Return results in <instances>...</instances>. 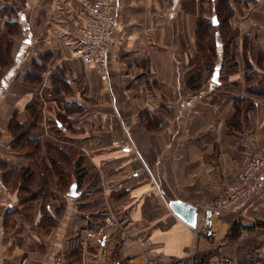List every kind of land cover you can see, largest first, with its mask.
Instances as JSON below:
<instances>
[{"label": "crops", "instance_id": "1", "mask_svg": "<svg viewBox=\"0 0 264 264\" xmlns=\"http://www.w3.org/2000/svg\"><path fill=\"white\" fill-rule=\"evenodd\" d=\"M82 1L0 0V43L11 41L12 60L0 67V264L194 253L249 264L251 252L264 264V192L214 208L264 152V0L230 3L231 60L222 65L217 33V83L191 62L200 0H115L103 80L73 54ZM173 200L197 208L195 229L172 213ZM106 216L128 225L105 226ZM98 230L105 240L69 248ZM246 242L262 257L242 252Z\"/></svg>", "mask_w": 264, "mask_h": 264}, {"label": "built area", "instance_id": "2", "mask_svg": "<svg viewBox=\"0 0 264 264\" xmlns=\"http://www.w3.org/2000/svg\"><path fill=\"white\" fill-rule=\"evenodd\" d=\"M115 0H83L82 8L85 13V21L76 29V45L73 54L80 58L85 64L95 68L102 80L106 79L108 64V44L110 33L117 28L113 17ZM264 192V152L253 155L246 167L238 172L236 183L218 197L214 208L222 210L245 201L252 196L261 195ZM102 220L105 226L125 228L128 225V217L113 218L106 216ZM206 223V222H205ZM205 223L199 230L208 236L209 231ZM106 235L102 230L87 231L85 237L71 240L69 248L73 249L85 242L86 239H95L98 242L105 240ZM249 264H262L258 256L251 252L248 254ZM52 264H65L61 255H56ZM113 264H138L134 262H118ZM141 264H234L233 259L223 254H217L213 260L206 259L198 254H191L186 259L173 258L170 260H157L149 258Z\"/></svg>", "mask_w": 264, "mask_h": 264}, {"label": "trees", "instance_id": "3", "mask_svg": "<svg viewBox=\"0 0 264 264\" xmlns=\"http://www.w3.org/2000/svg\"><path fill=\"white\" fill-rule=\"evenodd\" d=\"M238 2L241 0H200V3H207V7L204 9L201 4V8L199 7V15L197 19V27L195 31L196 37V45L197 52L193 59L192 65H195V68H199L200 70H208L210 71V77L213 74L218 73L215 71L216 65L215 60L217 58V33L218 39L221 41V50H223L224 62L222 65L228 64L231 60V54H229L230 42L234 36L233 30L230 28L229 19L231 18V2ZM208 16V18L205 17ZM217 29V30H216ZM16 30L14 25H10L7 28V32L10 34ZM10 42L3 38L0 43V67H8L12 60L8 54H10ZM198 71V70H197ZM197 71L194 72L192 76V81L198 79ZM242 100V98H238ZM235 100V106H237ZM253 105V104H252ZM238 109V106H237ZM238 112V110H237ZM17 127V126H16ZM18 128V127H17ZM59 150H62V146L59 147ZM56 152H50L49 159L52 162V165H55L54 162L59 161V159H55ZM67 154H65L66 156ZM51 165V166H52ZM54 169V166H53ZM78 165L75 166V172L79 174ZM70 185L65 183L66 192H68Z\"/></svg>", "mask_w": 264, "mask_h": 264}, {"label": "water", "instance_id": "4", "mask_svg": "<svg viewBox=\"0 0 264 264\" xmlns=\"http://www.w3.org/2000/svg\"><path fill=\"white\" fill-rule=\"evenodd\" d=\"M211 81L214 83L218 82V75L213 74ZM76 187L73 185L71 186L68 195L71 197H76L78 194L76 193ZM172 213L180 219L182 222H184L187 226L195 229L197 225V217L198 211L197 208L187 204L185 202H182L180 200H173L167 203ZM211 212L207 211L206 218L209 219Z\"/></svg>", "mask_w": 264, "mask_h": 264}, {"label": "rangeland", "instance_id": "5", "mask_svg": "<svg viewBox=\"0 0 264 264\" xmlns=\"http://www.w3.org/2000/svg\"><path fill=\"white\" fill-rule=\"evenodd\" d=\"M253 156V155H252ZM251 158V157H250ZM249 161V160H248ZM248 163V162H247ZM120 219V218H119ZM237 224H240V222H238ZM255 246H254V244H250V243H247L246 242V248L245 249H243L242 250V252H246V250H252V251H256L259 255H260V253H259V251L257 250L258 248H254ZM247 253H249V252H247ZM219 254V253H218ZM217 254H215L214 256H216ZM261 256V255H260ZM229 257V256H228ZM262 257V256H261ZM262 258H264V257H262ZM261 258V259H262ZM238 264H246V262H244V259H242L241 260V258H240V260L238 261Z\"/></svg>", "mask_w": 264, "mask_h": 264}]
</instances>
